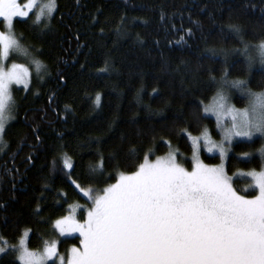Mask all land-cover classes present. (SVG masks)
Listing matches in <instances>:
<instances>
[{
  "label": "trees",
  "instance_id": "1",
  "mask_svg": "<svg viewBox=\"0 0 264 264\" xmlns=\"http://www.w3.org/2000/svg\"><path fill=\"white\" fill-rule=\"evenodd\" d=\"M57 2L47 21H35L34 13L13 19L42 67L27 87L11 90L15 105L0 146V245L17 243L27 229L28 247L40 249L55 235L54 220L72 203L88 202L82 190H101L135 171L149 149V158L175 149L190 167L185 130L215 134L204 104L221 91L244 106L245 95L227 92L230 82L264 89V67H249L254 56L244 54L245 45L264 42V0ZM263 143L256 136L231 144L225 166L239 194L256 192L247 176L234 173L263 166ZM65 157L72 169L64 168ZM77 243V236L59 240L60 247ZM0 264L20 262L8 249Z\"/></svg>",
  "mask_w": 264,
  "mask_h": 264
},
{
  "label": "snow or ice",
  "instance_id": "2",
  "mask_svg": "<svg viewBox=\"0 0 264 264\" xmlns=\"http://www.w3.org/2000/svg\"><path fill=\"white\" fill-rule=\"evenodd\" d=\"M36 6V0L23 6L18 0H0V18L9 29L0 31V59L24 51L19 42L22 37L17 38L11 30L13 18L29 16ZM56 10L57 0H49L37 19H50ZM231 28L239 34L238 27ZM35 51L40 55V50ZM257 51L264 64V42ZM244 54H248L247 45ZM252 59L249 57V67ZM34 63L39 71L40 61ZM28 77L29 69L22 64H0V143L15 105L11 85L27 87ZM245 85V81L233 82L249 97V107L243 111L229 107L223 95L204 107L206 114L216 116L218 125L224 115L231 117V126L223 129L228 145L237 137L252 141L257 134L264 136V93L245 92ZM99 101L97 95L98 106ZM185 134L193 149L190 171L172 152L151 161L149 155L154 150L149 149L135 171L119 174L116 183L104 188L102 194L93 198L90 190L84 192L92 203L83 223L71 215L55 222L61 235L78 232L81 237L80 248L70 250L66 264H264V169L246 173L252 179L250 187L258 191L249 199L238 193L227 173L225 143L213 142L207 129L201 136H192L188 130ZM201 140L209 153L219 154L222 163L208 165L199 158ZM164 143L170 146V142ZM136 151L130 150V155ZM250 156L242 154L243 158ZM261 156L264 158V150ZM63 166L73 168L67 157ZM72 183L81 187L75 180ZM7 251L0 245V253ZM12 251L18 253L20 264H47L58 255L55 242L37 253L28 249L24 239ZM60 264H65V257H60Z\"/></svg>",
  "mask_w": 264,
  "mask_h": 264
},
{
  "label": "rangeland",
  "instance_id": "3",
  "mask_svg": "<svg viewBox=\"0 0 264 264\" xmlns=\"http://www.w3.org/2000/svg\"><path fill=\"white\" fill-rule=\"evenodd\" d=\"M27 2H28V0H18V3L21 6H23ZM48 2H49V0H36L37 6L30 12V13H34V19H35V21L41 22V20H38L37 19V16L40 13L41 7H43L44 5H46ZM14 18H20V19H22V18H25V17H14ZM48 19L49 18H44L43 20L47 21ZM12 27H13V25H12ZM11 30H12L13 34L18 38V36L14 32L13 28ZM0 31H5V32L9 31V29L7 27V22H3L2 21V18H0ZM259 44H261V43H258L256 45H253L252 47L251 46L248 47V55L254 56V57H252L253 59H252L251 65L256 64L257 61H258L259 62V65L262 66V67H264V64H261L260 57H259V54H258V51H257V47H258ZM20 46H21V49H24V51L11 53L10 56L6 60L0 59V64H4V65H6V67H11V65L13 63L22 64L26 68L29 69V76H30L31 72H34V71H37L38 72V70L35 67V63H34V61H36V59H35V57L32 56V54L30 53V51H28L21 44V42H20ZM17 58H20L22 61L21 62H19V61L17 62L16 61ZM248 61H249V58H248ZM28 80H29V77H28ZM229 84H232V85H229V87L227 89V92L228 93L232 89V90H235V91L239 92L240 94H242V91L240 89L234 87L232 82H230ZM13 86H23V87H25L24 84H13V85H11V90H12ZM244 91L247 92L249 90L244 89ZM220 92H218L217 94L213 95L212 98L210 99V101L204 104V107L205 106H210L213 103V101L216 98H218L219 95H223L225 97L226 102H227V105L229 107H233V108H235L238 111H243L244 109H246V108L249 107V97L247 95L242 94V95H245L247 97V102H246V104L244 106L238 107V106L233 105V103L230 101L229 96H228L227 93L225 94L224 92H222V93H220ZM251 92H253V93H264V89L261 90V91H251ZM204 107H203V112H204ZM204 114H206V113L204 112ZM10 115L12 116V111H11ZM206 115H209V116L213 117V119L215 121V134H212L211 130L206 127V128L203 129L202 132H200L198 134H191V135L192 136H201V134L204 132V130L207 129L208 130V133L210 135L211 140L213 142L217 143V144H219L221 142H224L225 143V147L228 149V154H229L231 145H228V143L226 141H224V130L223 129L231 126V117L228 116V115H224L222 117L221 124L218 125L217 118H216V116L214 114L207 113ZM256 136L261 137L263 139V142H264V136H260L259 134H257ZM256 136H254V137H256ZM235 139H244V138L237 137V138H234V140ZM190 143H191V140H190ZM1 144L2 143H0V146H1ZM191 145H192V143H191ZM263 145H264V143H263ZM169 152L174 153L176 156L178 154L175 149L170 148L165 153H163L161 155H158V156H156L154 158H149V159L154 162L157 159V157H166L169 154ZM203 153H205L207 155H217L218 156V161L217 162H209V161L204 160L203 157H202V154ZM192 154H193V149L191 150V152L189 154L191 164H192V159H191L192 158ZM199 158L205 164H208V165H218V164L222 163V161L220 160V157H219V154L218 153H209L206 150V148L204 147V144H203V140H201V142H200ZM226 160H227V158H226ZM226 160L224 161V163H226ZM177 162L179 164H181L183 167H185L187 170H189V171L191 170V165H190V167H186V166H184V164L180 163L178 160H177ZM262 169H264V161H263V166L259 170H255V171L259 172ZM250 171H252V170L235 172L234 175L235 174H242V175L247 176L250 179V182H251V185H252V179H251V177L248 176V175H246V173H248ZM131 173H125V174H131ZM114 183H116V181ZM114 183H112V184H114ZM108 186H105L104 188H106ZM103 189L97 190V191H92L91 192L92 197L94 198L95 196H97L99 194H102ZM85 191H89V190H82V193L84 194ZM256 194H258V191L257 190H256L255 194H253L251 196H246V197L249 198V199H251ZM85 197H86V199H88V202L78 201V202L72 203L69 206L68 212L63 217H60V218H58V219H56V220L53 221V228H54L55 235L52 238H50L49 240H47L45 242V244L40 249L33 250V249H31V248L28 247V245H27L28 230L27 229H25L23 231V233H22V235L19 238V240H18L17 243H15V244H8V243H5V242H3V243L1 242V243L7 249H13V248L19 247L20 240L21 239H24L25 240V243H26V246L28 247V249L30 251L37 252V253H43L45 247H47V246L51 245L53 242H55L56 243V248H57L58 255L55 256V257H53L51 260H48L47 261V264H49V263H52V264H60V257H65V264H66V259H67V256L70 254V250L73 247L80 248L81 237H80V235H79L78 232H70L69 233V232L66 231L64 235H61L60 232H59V230H57L55 228V222L57 220H59V219H62L64 217H66V216H70L71 215V216H74L77 221H79L80 223H83L86 220V218H87V210L91 206V203H92V201L89 199V197H87V196H85ZM70 236H77L78 237V243L77 244H70L67 247H60L59 246V240L61 238L70 237ZM1 254L2 253H0V255ZM16 255H18L17 252H16Z\"/></svg>",
  "mask_w": 264,
  "mask_h": 264
},
{
  "label": "bare ground",
  "instance_id": "4",
  "mask_svg": "<svg viewBox=\"0 0 264 264\" xmlns=\"http://www.w3.org/2000/svg\"><path fill=\"white\" fill-rule=\"evenodd\" d=\"M53 25V24H52ZM18 62V61H17ZM21 62V61H20Z\"/></svg>",
  "mask_w": 264,
  "mask_h": 264
}]
</instances>
